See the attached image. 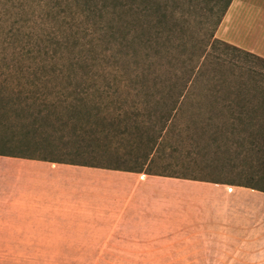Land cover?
I'll return each mask as SVG.
<instances>
[{"label": "rangeland", "instance_id": "obj_1", "mask_svg": "<svg viewBox=\"0 0 264 264\" xmlns=\"http://www.w3.org/2000/svg\"><path fill=\"white\" fill-rule=\"evenodd\" d=\"M162 1L166 18L154 8L136 16L131 0H0V152L160 173L164 190L197 197L212 196L210 184L226 191L239 185V264H264L253 263L264 253L255 245L264 243V205L249 199L264 196V104L255 98L254 117L239 119V88L262 95V77L248 69L264 74V63L221 44L208 55L211 31L220 39L223 16L212 27L224 0ZM193 72L191 95L175 108L176 78L191 79ZM196 204V220L208 221L210 208ZM119 225L93 232L81 253H11L32 249H9L0 240V264L225 258L219 247H139Z\"/></svg>", "mask_w": 264, "mask_h": 264}, {"label": "crops", "instance_id": "obj_2", "mask_svg": "<svg viewBox=\"0 0 264 264\" xmlns=\"http://www.w3.org/2000/svg\"><path fill=\"white\" fill-rule=\"evenodd\" d=\"M218 34L264 58V0H232ZM141 174L0 154V240L9 249H32L11 253H81L84 239L119 223L139 247H219L222 264H239V185L226 191L224 184H210L214 194L197 197L164 190L155 174ZM149 194L154 218L148 217ZM196 203L210 208L208 221L196 220ZM256 257L253 263L264 261V253Z\"/></svg>", "mask_w": 264, "mask_h": 264}, {"label": "trees", "instance_id": "obj_3", "mask_svg": "<svg viewBox=\"0 0 264 264\" xmlns=\"http://www.w3.org/2000/svg\"><path fill=\"white\" fill-rule=\"evenodd\" d=\"M132 2H130V6H132V8L136 9L134 10L133 9V13L137 16L140 14V12H143L144 15H147V10L148 9H151V8H154L153 12L157 13V12H161L160 13V16H164L166 18V5H165V2H161L160 3V0H131ZM229 2L230 0H224L221 4H219L217 9H216V12H218L217 14V17H216V20L214 21V24H213V30L214 28H216V26L218 25V23L220 22L221 20V17L223 16L226 8L228 7L229 5ZM212 9V8H211ZM209 37H211V42H210V45H209V50L210 52L208 53V55L210 56L211 55V51L212 49H214L217 45L216 44H221L223 46H226V47H230L231 49L233 50H237L239 51V54H242L244 55L245 57H250L251 59H254V60H258L259 62H262L264 63V58L262 57H259L251 52H248L246 50H243L237 46H234L232 44H229L223 40H220V39H217V38H214L213 37V33L211 31ZM135 41L136 40V37H135ZM207 53V52H206ZM206 53L203 55V58L206 56ZM194 67V66H193ZM190 70L193 71V68ZM200 67V64L197 66V70L199 69ZM248 72H251L253 74H258L260 77H262L263 81H264V74H260V73H257L251 69H248ZM194 76H195V72H193V76L191 79H188L187 77L184 78V79H180V81L177 79L178 83L179 84V90H176L177 92L175 93L176 96L174 98V105H175V108L177 105H180V103L182 102V100H184V97L188 94L189 96L191 95V92H190V89H189V84L190 82L194 79ZM161 84L163 83H167L166 80H163L160 82ZM168 84H163V87H166ZM255 98H259V103L260 104H264V93L262 95H258V94H255V92H252L251 90H249L247 87L243 86L242 88H239V119H242V118H253L254 116L252 115L253 114V111H254V108H253V101L255 100ZM174 108V107H173ZM172 108V109H173ZM174 108V109H175ZM252 125V124H250ZM252 126H244L243 129H248L250 128L251 129ZM245 131V130H244ZM253 134L252 132L249 131V135ZM0 154H4V153H1ZM6 155V154H4ZM45 160H49V161H57V162H65V161H61V160H56V159H45ZM66 163H71V164H79V165H87V166H95V167H104V168H108V169H119V170H130V169H123V168H118V167H114V166H101V165H97V164H92V163H87V162H66ZM130 171H133V170H130ZM148 174H159L161 175L160 173H153V172H147ZM178 177H182V178H185L186 176H178ZM189 178H192L193 176H187ZM184 185H189V183L187 182H183ZM250 198L252 201H255L259 204H263L264 205V196H261V195H257V194H249Z\"/></svg>", "mask_w": 264, "mask_h": 264}]
</instances>
